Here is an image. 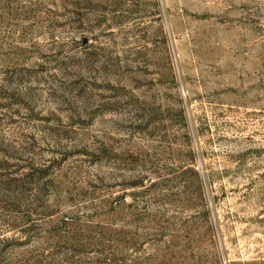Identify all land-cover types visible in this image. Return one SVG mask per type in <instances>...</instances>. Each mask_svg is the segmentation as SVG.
Here are the masks:
<instances>
[{
  "label": "rangeland",
  "instance_id": "374dc122",
  "mask_svg": "<svg viewBox=\"0 0 264 264\" xmlns=\"http://www.w3.org/2000/svg\"><path fill=\"white\" fill-rule=\"evenodd\" d=\"M0 264H264V0H0Z\"/></svg>",
  "mask_w": 264,
  "mask_h": 264
}]
</instances>
